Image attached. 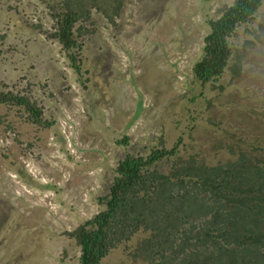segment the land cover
Returning a JSON list of instances; mask_svg holds the SVG:
<instances>
[{
    "label": "rangeland",
    "instance_id": "rangeland-1",
    "mask_svg": "<svg viewBox=\"0 0 264 264\" xmlns=\"http://www.w3.org/2000/svg\"><path fill=\"white\" fill-rule=\"evenodd\" d=\"M46 1L0 0V87L44 112L36 123L0 106V264H80L75 233L107 209L127 157L165 152L151 170L174 182L241 150L264 158L250 153L264 147V2L230 38L224 75L204 82L195 70L211 23L238 0L94 8L71 49L49 38L57 20ZM154 235L143 227L99 264L163 263Z\"/></svg>",
    "mask_w": 264,
    "mask_h": 264
},
{
    "label": "trees",
    "instance_id": "trees-1",
    "mask_svg": "<svg viewBox=\"0 0 264 264\" xmlns=\"http://www.w3.org/2000/svg\"><path fill=\"white\" fill-rule=\"evenodd\" d=\"M47 1L57 20V29L49 38H59L71 49L77 44L78 30L82 31L78 25L91 19L94 8L118 13L124 0ZM263 2L238 0L211 23L212 31L205 38L206 55L195 70L200 80L224 75L233 54L230 38L240 25L254 19ZM8 87H0V106L21 107L40 123L43 108ZM0 123L4 122L0 119ZM250 153L264 156V147L255 145ZM165 154L162 151L149 159L131 156L121 162L120 175L103 199L107 209L75 233L82 249L80 264H99L143 227L152 230L155 239L163 238L159 246L165 242L160 264H264V158L241 150L236 160L226 164L184 168L187 175L174 182L151 170ZM173 184L185 191L173 195Z\"/></svg>",
    "mask_w": 264,
    "mask_h": 264
}]
</instances>
